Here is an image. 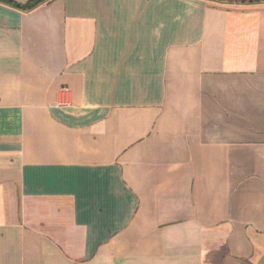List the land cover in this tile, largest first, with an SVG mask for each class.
I'll list each match as a JSON object with an SVG mask.
<instances>
[{
  "label": "crops",
  "instance_id": "1",
  "mask_svg": "<svg viewBox=\"0 0 264 264\" xmlns=\"http://www.w3.org/2000/svg\"><path fill=\"white\" fill-rule=\"evenodd\" d=\"M0 0V264H264V3Z\"/></svg>",
  "mask_w": 264,
  "mask_h": 264
},
{
  "label": "trees",
  "instance_id": "2",
  "mask_svg": "<svg viewBox=\"0 0 264 264\" xmlns=\"http://www.w3.org/2000/svg\"><path fill=\"white\" fill-rule=\"evenodd\" d=\"M50 1L51 0H31L24 5H17V4H12V3H8V2H7V4H10L14 8H17L23 12H28V11H31V10L35 9L36 7L42 5V4L48 3ZM207 1L216 2V3H223V4H237V5L264 3V0H207Z\"/></svg>",
  "mask_w": 264,
  "mask_h": 264
}]
</instances>
